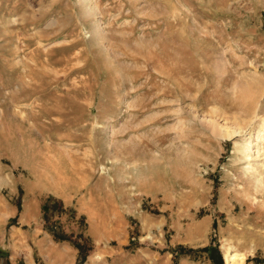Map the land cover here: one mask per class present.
<instances>
[{
	"label": "rangeland",
	"instance_id": "374dc122",
	"mask_svg": "<svg viewBox=\"0 0 264 264\" xmlns=\"http://www.w3.org/2000/svg\"><path fill=\"white\" fill-rule=\"evenodd\" d=\"M209 246L264 264V0H0V264Z\"/></svg>",
	"mask_w": 264,
	"mask_h": 264
},
{
	"label": "trees",
	"instance_id": "16d2710c",
	"mask_svg": "<svg viewBox=\"0 0 264 264\" xmlns=\"http://www.w3.org/2000/svg\"><path fill=\"white\" fill-rule=\"evenodd\" d=\"M64 211V207L62 206V204L56 203L54 199L52 198H48L46 199L42 204H41V213L43 216V219L45 221V223H48L49 220H51L53 218V216L55 215H59ZM47 230H49L53 236L56 238V240L61 241V240H65V235L64 233H60L58 234V232H56V226L55 224H48L45 226ZM77 249L82 251V248L78 245ZM180 250H183L182 248ZM202 253H208L210 255V259L213 261V264H222V259L218 254V250L216 247L213 246H209V247H205L203 249L200 250ZM7 256V253L3 250L0 249V257H5ZM216 256V257H215Z\"/></svg>",
	"mask_w": 264,
	"mask_h": 264
},
{
	"label": "bare ground",
	"instance_id": "6f19581e",
	"mask_svg": "<svg viewBox=\"0 0 264 264\" xmlns=\"http://www.w3.org/2000/svg\"><path fill=\"white\" fill-rule=\"evenodd\" d=\"M47 160V159H46ZM239 257H237L235 254L230 255L229 257H227V261L229 262H237ZM226 259V258H225ZM238 264V263H237Z\"/></svg>",
	"mask_w": 264,
	"mask_h": 264
}]
</instances>
